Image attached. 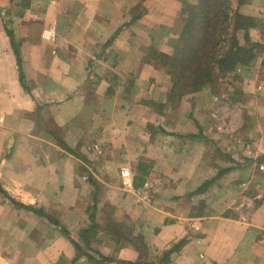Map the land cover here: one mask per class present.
<instances>
[{"label":"crops","instance_id":"obj_1","mask_svg":"<svg viewBox=\"0 0 264 264\" xmlns=\"http://www.w3.org/2000/svg\"><path fill=\"white\" fill-rule=\"evenodd\" d=\"M174 2L0 0V264H264V0L229 96L146 61Z\"/></svg>","mask_w":264,"mask_h":264},{"label":"rangeland","instance_id":"obj_2","mask_svg":"<svg viewBox=\"0 0 264 264\" xmlns=\"http://www.w3.org/2000/svg\"><path fill=\"white\" fill-rule=\"evenodd\" d=\"M173 9L179 8L176 12V16L174 17V22H178L177 32H181L184 29V25L186 23H190L188 28H185V34L183 38L179 41L180 43L177 44V46L180 45L182 40H184V37L188 36V39L192 36V38L189 40V46L188 48H195L198 47L199 49H203V52L205 50L204 46L207 48L210 46V40H213V47L209 48L212 49V52L210 54L211 59L214 61V57H219V52L221 50L226 51V49L232 45L233 38H236L239 40V42L242 45H247L248 47L251 46L250 41L246 40L244 36V32L246 31L245 25L252 24L254 26H259L258 22L255 23V20L252 19L251 21H248L246 19L241 18L239 21H235L237 18V14H241L238 11V2H241V0H174ZM169 3V2H168ZM144 6L141 5L136 8V16L142 15L146 11L143 9ZM168 10H170V5L166 7ZM169 14V12H165L164 16ZM242 15V14H241ZM164 17V21L169 19L170 16ZM237 22V23H236ZM236 23V24H235ZM7 24V23H6ZM8 25V24H7ZM6 25V26H7ZM241 25V27H239ZM187 26V25H186ZM9 27V26H7ZM168 27V26H167ZM167 27H163L164 31L169 30ZM161 30V28L159 29ZM189 32V33H188ZM206 32V38L204 39V35ZM214 32L215 36L212 39H208L209 33ZM178 39V37H177ZM176 41V40H175ZM255 43V42H254ZM257 44L255 43V46ZM197 50V52H199ZM150 51L149 54H147L146 61L148 63H155L158 66H154L158 70L160 69V66H162L165 59H162L160 57V53ZM172 55V54H169ZM153 65V64H152ZM162 68L165 70V67L162 66ZM217 70V69H216ZM237 74L234 71L226 72L222 74V76H218L216 78V82L219 83L218 87H216L215 90L211 89L213 95H220L223 96L224 94L229 96L231 90L229 89L230 85L232 86L234 83H236L239 79ZM221 87V88H220ZM226 97V96H225ZM229 107V106H228ZM227 110L224 112L226 113ZM230 121L226 122V127H231Z\"/></svg>","mask_w":264,"mask_h":264},{"label":"trees","instance_id":"obj_3","mask_svg":"<svg viewBox=\"0 0 264 264\" xmlns=\"http://www.w3.org/2000/svg\"><path fill=\"white\" fill-rule=\"evenodd\" d=\"M236 16L238 19H235V21H240L243 17L248 21L253 19L241 14H237ZM190 23L184 25V29L180 32L178 39H176L172 55L159 54L162 59H165L162 66L165 67L166 73L169 74L172 80V87L168 89V94L178 96L180 94L199 91L204 87L214 88L213 90H215L219 85V83L216 82L218 76H222V74L226 72L234 71L235 67L238 65H247L255 55V53L252 52L255 43H251L245 32L244 36L246 40L250 41L251 46L242 45L238 39L233 38L232 45L224 52L221 50V52L218 53L219 57H214V61L210 56L212 49H209L213 47V40H210V46L207 48L204 46V52L203 49L198 50V47L188 48L189 40L192 38L191 36L188 39L189 34L182 40L181 47L180 45L177 46L185 34V28H188ZM250 25L252 24L245 25L244 27L247 28ZM239 27H241V25H239ZM204 33L205 39L206 32ZM214 36V32H210L206 41H208L209 38L212 39ZM197 50L199 52H197ZM124 263L134 264L129 262ZM135 264H140V262L137 261Z\"/></svg>","mask_w":264,"mask_h":264}]
</instances>
